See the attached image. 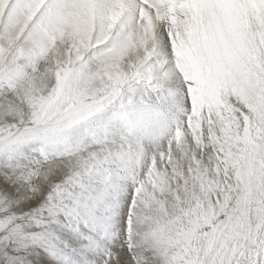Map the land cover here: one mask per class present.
I'll list each match as a JSON object with an SVG mask.
<instances>
[{
    "label": "snow or ice",
    "instance_id": "1",
    "mask_svg": "<svg viewBox=\"0 0 264 264\" xmlns=\"http://www.w3.org/2000/svg\"><path fill=\"white\" fill-rule=\"evenodd\" d=\"M0 264H264V0H0Z\"/></svg>",
    "mask_w": 264,
    "mask_h": 264
}]
</instances>
